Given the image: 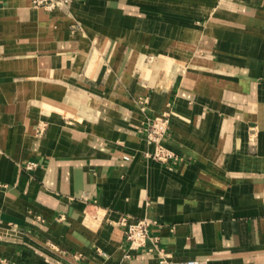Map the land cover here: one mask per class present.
I'll return each instance as SVG.
<instances>
[{
    "label": "crops",
    "instance_id": "0c3cea01",
    "mask_svg": "<svg viewBox=\"0 0 264 264\" xmlns=\"http://www.w3.org/2000/svg\"><path fill=\"white\" fill-rule=\"evenodd\" d=\"M189 259L264 264V0H0V264Z\"/></svg>",
    "mask_w": 264,
    "mask_h": 264
},
{
    "label": "built area",
    "instance_id": "2783aa9c",
    "mask_svg": "<svg viewBox=\"0 0 264 264\" xmlns=\"http://www.w3.org/2000/svg\"><path fill=\"white\" fill-rule=\"evenodd\" d=\"M33 4L46 10L61 9L70 4V0H32ZM171 121V111H164L154 116L145 128L146 141L153 145L151 151L146 152V156L162 162H170L176 159L175 154L163 143L168 133ZM28 168L33 166L29 163ZM125 229L126 240L131 249H138L144 246L150 237L151 221L147 218L132 219L129 215L123 214L118 219ZM170 264H200L199 260L189 259Z\"/></svg>",
    "mask_w": 264,
    "mask_h": 264
}]
</instances>
